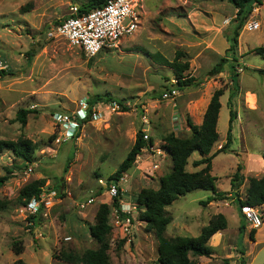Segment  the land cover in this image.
<instances>
[{"label":"rangeland","instance_id":"1","mask_svg":"<svg viewBox=\"0 0 264 264\" xmlns=\"http://www.w3.org/2000/svg\"><path fill=\"white\" fill-rule=\"evenodd\" d=\"M71 2L0 0V57L9 69L0 75V139L27 138L36 146L34 160L21 169V159L12 151L0 152V177L7 176L0 184V199L10 200V205L0 210V264H11L18 258L26 264H73L60 259V251L82 254L96 248L88 227L95 222L98 206L112 202L105 190H100L98 180L106 181L115 172L134 144L137 132L144 127L141 119L145 116L149 120L148 134L155 147L161 148L169 133L189 136L186 117L195 124L200 118L197 112L217 88L222 87L224 95L220 98L217 122L219 140L211 153L226 138L229 98L241 123L233 126L232 151L221 152L212 159L211 174L217 177L216 186L221 190L230 188L229 179L239 161L246 163L243 172L247 177L264 176L255 157H246L243 149L247 147L253 155L264 151V76L255 71L264 68V59L255 50L264 46V0L245 8L235 51L237 61L226 54V35L233 31L236 13L226 0H139L137 29L122 38L117 48L103 49L92 58L63 38L46 37L47 27L68 14ZM249 21L258 22L259 27L246 29ZM144 50L158 51L169 60L180 50L184 54L180 60L189 62L185 74L204 81L211 78V82L177 90V95L165 99L162 93L173 88L174 73L167 66L154 63ZM30 54L33 55L28 62ZM221 58L227 59L222 71L209 76ZM231 65L238 74L237 90L231 81ZM95 94H109L126 108L116 103L118 108L114 111L104 110L99 119L83 126L76 140L58 146L54 142L57 129L51 120L52 111H64L74 107L80 98ZM19 109L30 111L23 126L16 119ZM192 155L197 157L198 153ZM151 160L140 153L126 171L127 180L121 185L124 203L134 205L141 189H157L160 177L170 171L169 156L161 159L156 155L157 169L150 167ZM190 168L193 166L188 162L186 169ZM35 179L45 181L46 202L32 222L21 210L17 196L22 186ZM56 184L60 185L59 191L47 190ZM211 195L210 191L196 189L166 206L173 221L180 226L184 221L191 225L183 231L173 229L175 222L172 226L169 223L164 235L197 236L208 223L207 215L214 211V207L205 208L200 201ZM235 195L244 196V191L240 193L238 189L232 197ZM89 198H94L93 203L80 208L78 204ZM223 210L228 220L226 230L233 232L237 228V206L230 202ZM129 216L131 225L126 231V222H121L111 208L109 264H158V243L153 231L139 219L137 207ZM228 232L211 257H196L197 264H226L225 259L229 264H238L240 247L246 252L243 257L247 264H264V245L255 247L238 229L231 236ZM15 240L23 243L20 255L11 250Z\"/></svg>","mask_w":264,"mask_h":264},{"label":"trees","instance_id":"2","mask_svg":"<svg viewBox=\"0 0 264 264\" xmlns=\"http://www.w3.org/2000/svg\"><path fill=\"white\" fill-rule=\"evenodd\" d=\"M106 0H72L79 4V12H87L95 7L101 6ZM235 9V23L231 34L226 35V41L229 46L226 49V54L232 56L234 61L235 51L238 44L239 30L244 20L245 8L252 2L261 4V0H226ZM24 9V8H21ZM256 53L264 59V46L255 48ZM144 53L156 64L164 65L170 68L175 77V82L172 84L176 90H184L190 87H196L204 82L200 78H195L185 74L189 68V62L180 58L184 55L182 51L176 50L172 60H169L162 53L148 52ZM32 55L28 56V62L31 61ZM227 62L226 58H221L210 70L209 76L222 71L224 64ZM232 68V85L237 90L238 83L236 77L238 74ZM9 71V69L0 71V75ZM259 75L264 76V68H257L255 70ZM170 89V88H169ZM222 87L213 91L207 107L204 111L201 124H194L188 117L186 123L189 127L190 134L187 137H179L174 133H169L164 136L165 144L163 148L168 153L171 159L170 171L161 176L157 189L143 188L135 196V206L138 208L139 219L145 222V225L150 231H153L158 246H157V263L158 264H197L196 257L204 256L211 257L213 248L208 244V241L213 233L223 229L227 226L226 218L223 214L213 215L208 223L204 225L197 236H175L167 237L164 235L166 226L171 221V216L165 209L166 206L171 204L178 196L184 195L196 189L210 191L213 196L208 197L200 204L205 205L215 199H223L226 197V192H221L217 189L215 181L216 177L211 175V161L221 152L232 151L230 149L232 143V129L233 122L237 114L231 106V98L228 100L229 118L226 138L224 143L213 153L211 149L213 144L218 139V132L216 130L219 110L221 107L220 96L223 94ZM93 101L104 100L120 104L122 108H126L120 101L114 100L109 94L101 95L95 94L91 97ZM28 109H19L16 114V119L23 126L26 123ZM149 143L152 144L153 140L150 137ZM146 143L142 139L140 130L136 134L135 142L129 149L124 159L120 162L115 172L108 176L107 180H120L126 171L134 164L137 155L140 153L141 148ZM10 150L12 153L21 159V164L18 169L24 168L27 164L34 160L36 150L35 143L27 138H17L16 140L0 139V152L3 150ZM198 152L200 158L192 162L193 167H202L196 171L186 170L188 157L193 153ZM264 159V152L262 153ZM70 158H68L67 166ZM67 166L63 172L67 171ZM243 164L239 161L236 170L230 177V189L234 190L244 183ZM7 179V176L0 177V184ZM247 184L244 188L243 198H237V207L240 209L241 205L247 204L250 206H257L264 204V176L261 177H247ZM45 181L43 179H35L19 189L17 202L20 205L25 204L32 197H38L44 190ZM48 189L59 191L60 185L56 184L48 186ZM100 190L104 189L100 187ZM124 193L119 189L117 196L112 198L111 204L101 203L95 213V222L89 225V234L97 243L94 249H88L82 254L74 251H60L59 257L69 263L73 264H109L108 255V235L111 232L112 226L109 222V215L111 208L114 209L120 219L130 217L129 214L122 211L120 199ZM10 205V200L0 199V210H5ZM40 211V210H39ZM38 211V212H39ZM38 215V214H37ZM37 215L28 216L32 222L36 221ZM239 234L244 233L245 219L239 210ZM255 232L254 228L250 229L249 236L253 238ZM11 250L15 255H20L24 246L21 240H15L11 243ZM241 257L239 264H247L243 254L242 248L239 249ZM226 263L227 259L224 260ZM11 264H26L21 258L16 259Z\"/></svg>","mask_w":264,"mask_h":264},{"label":"built area","instance_id":"3","mask_svg":"<svg viewBox=\"0 0 264 264\" xmlns=\"http://www.w3.org/2000/svg\"><path fill=\"white\" fill-rule=\"evenodd\" d=\"M138 5L139 0H106L99 7H95L87 12H79V4L72 2L68 14L63 19L50 24L45 34L49 39L63 38L71 46L81 49L86 57L92 58L103 49L117 48L122 38L132 34L137 29L139 14L136 8ZM258 27L259 24L256 21H249L245 25V28L248 30H254ZM6 69H8V64L0 57V71ZM177 93L176 89L171 88L170 90H165L162 96L168 99L177 95ZM116 108H118V105L114 102L104 100L93 101L91 98L84 96L76 102L74 107L63 109L64 111H52L50 114L51 120L57 129L54 142L59 146L67 141L76 140L83 126L99 119L104 110L114 111ZM141 121L144 123V127L140 129V132L146 145L141 148L140 153L151 157L150 167L157 169L159 163L156 160V155L158 158L165 159L168 153L162 146L161 148L155 147L154 143H149L148 128H150V122L145 116ZM140 153L137 157H139ZM27 170L31 172L32 168L28 167ZM126 178L127 175L125 173L120 180L112 179L105 181L100 178L98 181L109 198L112 199L117 196L119 189L122 191L121 185L125 183ZM43 190L38 197H32L25 204L21 205V210L29 216L36 215L41 209L42 204L46 202L44 200L45 189L43 188ZM93 201L94 198H89L78 205L80 208H86ZM121 203L123 205V208L121 205L122 211L127 214L136 209L135 204L130 206L128 203ZM239 210L253 228H258L262 225V216L255 209V206L244 204L240 206ZM117 218L121 222H126L127 226L125 229L128 231L131 225V217L120 219L117 216Z\"/></svg>","mask_w":264,"mask_h":264},{"label":"crops","instance_id":"4","mask_svg":"<svg viewBox=\"0 0 264 264\" xmlns=\"http://www.w3.org/2000/svg\"><path fill=\"white\" fill-rule=\"evenodd\" d=\"M72 3V2H71ZM262 58V57H261ZM207 82H211V78L210 79H207L206 80ZM206 81H204L203 83H201V84H204ZM211 95V94H210ZM208 96L207 98H206V100H205V102H204V105L202 106V108H200V110L197 112V114L200 116V118H199V120L196 122L197 123V125H199V124H201V122H202V117H203V114H204V111H205V109H206V107H207V104H208V102H209V99H210V97L211 96ZM222 95H224V91H223V94ZM221 95V96H222ZM221 96H220V98H221ZM221 103V102H220ZM221 108V107H220ZM218 118H219V115H218ZM241 118H240V116H239V113H237V116H236V118L234 119V122H233V126H234V123L235 124H237V125H239L240 123H241V120H240ZM193 121V120H192ZM217 122H218V120H217ZM181 121L179 120V125H181ZM194 123V122H193ZM195 123V124H196ZM178 125V126H179ZM186 125H187V123H186ZM182 126V125H181ZM186 128H187V130L189 129V127H188V125L186 126ZM216 130H217V126H216ZM233 130V129H232ZM241 132V131H240ZM243 134V133H242ZM232 138H233V134H232ZM217 140H219V134H218V139ZM244 149V151H245V156L247 157L248 155H249V157L250 158H252V157H255V159L257 160V162L260 164V166L262 167V169L264 170V159H263V157H262V153L264 152V151H258V152H260V155H253V154H251V153H249V150L247 149V147H245V148H243ZM193 153H195V152H193ZM192 153V154H193ZM196 153H198V152H196ZM239 153H241V151L239 152ZM190 155L189 157H188V159H187V164L186 165H188V162H191V164H192V162L194 161V160H197V159H199L200 158V155L198 154V156L197 157H193V155ZM236 166H237V164H236ZM243 166H244V170H245V168H246V163L244 162L243 163ZM202 167V165L201 166H197V167H193L192 169L190 168V170H188V171H196V170H198V169H200ZM235 169H236V167H235ZM187 170V169H186ZM211 170H212V161H211ZM235 171V170H234ZM210 173H211V171H210ZM244 173V172H243ZM212 175V174H211ZM244 183L241 185V186H239L238 188H236V189H234V190H231L230 188L228 189V190H221V189H219L217 186V189L219 190V191H221V192H226V197L225 198H223V199H215V200H212V201H210V202H208L207 204H205V205H203L205 208H209V207H214V211H213V213H212V215H215V214H218V213H220V214H223L224 215V217L226 218V221H227V224H228V220H227V216H226V212H224V207H226V205L228 204V203H230V202H232V203H234L236 206H237V198L239 197V198H243V196H240V195H235V197H232V195H234L235 193H238V189H239V191H240V193L241 192H243L244 191V187H245V183H246V180H247V176L245 175V173H244ZM216 180H217V177H216ZM229 181H230V179H229ZM230 184V183H229ZM234 193V194H233ZM185 195V194H184ZM214 194L212 193V195L211 196H213ZM180 196H182V195H180ZM231 198L230 200H226L227 198ZM178 198V197H177ZM176 198V199H177ZM122 200V202H123V199H121ZM170 205V204H169ZM166 209V208H165ZM255 209L256 210H258V212H259V214L262 216V219H263V221H262V225L260 226V227H258V228H254L255 229V232H254V234H253V238H250V236H249V232H250V229L251 228H253L249 223H248V221L245 219V228H244V233H243V238H248V240L249 241H251V242H253L254 243V245H255V247L258 245V246H261V245H264V204H261V205H257V206H255ZM167 210V209H166ZM168 211V210H167ZM237 211H238V215H237V228L233 231V232H237V229H238V226H239V209H238V207H237ZM203 213V211L202 212H200V214H202ZM241 214V213H240ZM212 215H207L208 216V221H209V218H210V216H212ZM186 217V216H185ZM184 217V218H185ZM171 221L169 222L170 223V225L172 226V224L175 222V220L173 221V216L171 215ZM183 218V219H184ZM184 221V220H183ZM177 225L175 226V228L173 227V229H179V230H183V231H186V229H189V227H190V225H191V222H190V224H189V226H188V224L184 221L182 224H181V226L177 223V222H175ZM167 227V226H166ZM227 227V226H226ZM226 227L225 228H223V229H220V230H218V231H216L215 233H213L212 235H211V237H210V239H211V244L209 243V241H210V239H209V241H208V244L213 248V253H212V255L214 254V250L222 243L221 242V239H222V236L225 234V232H228L227 230H226ZM233 232H228L229 233V236H231V234H233ZM255 243H258V244H255ZM240 248H242V250L244 251V253H246L245 252V250H244V248L243 247H240ZM211 255V256H212ZM243 256H244V254H243ZM229 261V260H228ZM225 262V261H224ZM226 263V262H225ZM226 264H229V262H227ZM238 264H239V259H238Z\"/></svg>","mask_w":264,"mask_h":264}]
</instances>
